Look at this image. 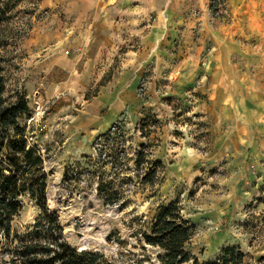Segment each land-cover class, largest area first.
<instances>
[{
	"label": "rangeland",
	"instance_id": "rangeland-1",
	"mask_svg": "<svg viewBox=\"0 0 264 264\" xmlns=\"http://www.w3.org/2000/svg\"><path fill=\"white\" fill-rule=\"evenodd\" d=\"M136 4L0 0L5 95L30 106L21 123L44 158L47 205L73 247L130 259L155 255L142 231L179 198L200 262L236 246L247 264H264V27H235L249 13L229 0H153V34L124 29L119 42V21H143ZM144 36L157 54L141 63L132 50ZM101 179L116 194L102 198ZM38 213L25 199L14 225Z\"/></svg>",
	"mask_w": 264,
	"mask_h": 264
},
{
	"label": "trees",
	"instance_id": "trees-1",
	"mask_svg": "<svg viewBox=\"0 0 264 264\" xmlns=\"http://www.w3.org/2000/svg\"><path fill=\"white\" fill-rule=\"evenodd\" d=\"M6 89L0 56V264H247L245 252L236 246L225 247L221 258L200 262L188 247L196 226L183 212L179 198L160 205L149 229L142 231L141 240L157 249L153 256L134 252L130 259L122 254L115 258L100 250L73 247L64 237L59 214L47 205L44 158L29 145L26 125L21 123L23 115L31 114L28 101L23 95L10 101ZM145 158L142 150L137 162L143 163ZM156 173V168L152 169L146 179L153 181ZM98 183L102 198L116 194L110 183L103 179ZM25 199L33 202L39 213L33 222L19 228L14 219L25 207Z\"/></svg>",
	"mask_w": 264,
	"mask_h": 264
},
{
	"label": "crops",
	"instance_id": "crops-1",
	"mask_svg": "<svg viewBox=\"0 0 264 264\" xmlns=\"http://www.w3.org/2000/svg\"><path fill=\"white\" fill-rule=\"evenodd\" d=\"M133 2H136L135 9H133V12L141 15H138L141 17L143 21H139L137 23H133L132 21H119V42L124 41L127 32L124 29H130L134 30L136 32H140L143 29H148V22H147V13L150 12L151 7L153 6V0H132ZM143 3V5L141 3ZM229 3L233 9L234 13H249V15H242L237 14L235 17H237L236 21L234 22L235 27H248V26H259L264 27V0H229ZM118 6V5H117ZM116 7V6H115ZM120 7V6H119ZM121 8V7H120ZM89 24H91V27L94 28V21H91ZM123 29V30H122ZM139 30V31H138ZM149 34H153L154 29H149ZM134 33V32H133ZM131 33V34H133ZM146 36L142 38V42L144 43L143 46H141L139 49L132 50L134 55H141L143 60L141 63L148 62L149 60L153 59L154 56L157 54L155 52V45L154 43L148 39L145 40ZM94 39V37H93ZM195 57L192 58L194 60ZM215 58V55H213L212 59ZM217 59L222 58L224 61L227 60L225 55H217ZM190 64H181L179 66V73L181 74V77L183 78H189L192 76L193 71L190 69Z\"/></svg>",
	"mask_w": 264,
	"mask_h": 264
},
{
	"label": "water",
	"instance_id": "water-1",
	"mask_svg": "<svg viewBox=\"0 0 264 264\" xmlns=\"http://www.w3.org/2000/svg\"><path fill=\"white\" fill-rule=\"evenodd\" d=\"M82 249H85V248H82ZM82 249H80V250H82Z\"/></svg>",
	"mask_w": 264,
	"mask_h": 264
},
{
	"label": "built area",
	"instance_id": "built-area-1",
	"mask_svg": "<svg viewBox=\"0 0 264 264\" xmlns=\"http://www.w3.org/2000/svg\"><path fill=\"white\" fill-rule=\"evenodd\" d=\"M68 52V51H67Z\"/></svg>",
	"mask_w": 264,
	"mask_h": 264
}]
</instances>
